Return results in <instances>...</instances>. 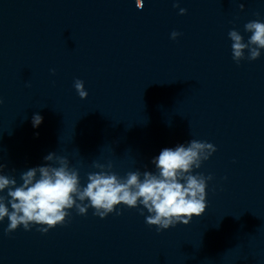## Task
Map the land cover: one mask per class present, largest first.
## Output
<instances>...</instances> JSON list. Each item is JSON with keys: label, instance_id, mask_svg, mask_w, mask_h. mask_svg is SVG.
Returning <instances> with one entry per match:
<instances>
[{"label": "clouds", "instance_id": "obj_1", "mask_svg": "<svg viewBox=\"0 0 264 264\" xmlns=\"http://www.w3.org/2000/svg\"><path fill=\"white\" fill-rule=\"evenodd\" d=\"M136 6L142 9L143 0H136ZM174 7H178V3H174ZM179 11L183 15L187 10L181 8ZM244 30L251 33L247 42L238 30L228 33L232 58L237 64L245 58L258 59L264 49V22L251 20L244 25ZM179 35L173 31L171 39ZM52 71L54 74L55 70ZM74 88L81 99L87 98L82 80L76 79ZM42 121L41 115H33V127H38ZM216 150L212 143L193 139L187 145L162 149L152 160L155 173L137 170L128 172L125 177L112 172L111 163L105 166L93 162V167L99 171L88 173L86 186L81 185L78 169L69 167L66 157L50 153L44 159L52 163L21 173L19 185L15 177L0 174V222L5 218L9 221L6 234L20 226L29 231L34 225L46 234L65 224L73 208L79 215H86L92 208L94 215L105 218L115 212L117 206L124 205L128 208L142 206L141 215L147 210L146 223L156 226L158 232L178 223L188 225L194 216L199 217L206 211V190L212 179L211 175L193 174V170L199 169ZM3 167L0 164V173ZM5 190L7 194L3 195Z\"/></svg>", "mask_w": 264, "mask_h": 264}]
</instances>
